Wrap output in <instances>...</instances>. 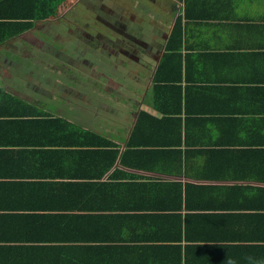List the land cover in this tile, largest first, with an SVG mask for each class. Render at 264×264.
<instances>
[{
	"label": "trees",
	"instance_id": "1",
	"mask_svg": "<svg viewBox=\"0 0 264 264\" xmlns=\"http://www.w3.org/2000/svg\"><path fill=\"white\" fill-rule=\"evenodd\" d=\"M15 1L30 8L15 18L28 20L53 18L61 4L68 7L75 0ZM184 1L187 15L189 0ZM29 24L0 34V41ZM183 40L178 18L153 73L156 113L138 111L122 153L112 139L0 88V134L11 129L14 137L9 142L0 140V152L8 153L0 156V254L13 259L22 251L52 256L66 243L87 249L98 248L92 245L97 242L128 243L126 231L151 242L181 246L191 211L199 214L215 207L246 227L251 215H264V185L182 183L130 173L115 165L119 158L122 166L176 176L264 182V86L189 81L183 71ZM205 145L220 154L204 166L198 153ZM215 193L221 197L216 205L200 201ZM183 209L188 212L183 214ZM144 215L155 219L152 233L142 234L126 224L137 216L148 227L140 218ZM173 227L175 234H169ZM5 230L21 234L7 236ZM236 238L241 243L232 246L243 253L247 247L264 252V240Z\"/></svg>",
	"mask_w": 264,
	"mask_h": 264
},
{
	"label": "crops",
	"instance_id": "2",
	"mask_svg": "<svg viewBox=\"0 0 264 264\" xmlns=\"http://www.w3.org/2000/svg\"><path fill=\"white\" fill-rule=\"evenodd\" d=\"M118 1L123 9L121 19L127 25L130 23L124 30L127 37H135L138 42H143L148 41V35H155L156 29L160 30V34H164V44L155 56L153 72L164 51L169 32L179 18L184 38L181 48L184 59L183 71L190 77L189 81L195 80L205 85L236 83L243 86L258 84L264 86V0H189L187 15L184 0ZM136 3L140 4L141 12L133 8L136 7ZM90 4L92 0H75L68 7L61 4L59 14L53 18L25 20V18H15V14L29 12V5L15 0H0V34L17 29L26 22L30 23L12 35H5L0 41V88L48 114L61 116L85 129L92 130L94 125H90L87 119L65 115L63 105L56 100V97L54 99L50 96L51 102L48 103L45 102V95L42 94L51 90V84L62 85L68 93L71 90L72 74L74 68L79 66L80 52L87 55L91 50L87 31L89 25L85 28L84 40H82L83 29L80 32L77 18L79 11ZM148 56L146 52L141 54L142 58ZM63 74L65 79L62 77ZM184 83L185 80L181 85L183 86ZM147 91L152 94L151 107L145 104V97L142 98L132 118L125 122L121 119L117 131L110 132L115 134L114 137L105 135L119 144L121 153L126 147V140L136 121L138 111L142 109L156 113L152 83L146 93ZM145 105L146 108H143ZM208 106L212 108L210 104ZM204 126L205 124L202 127ZM116 135L122 137L120 142L114 139ZM214 135H217V132ZM13 138L11 129L0 134L1 141L9 142ZM201 147L203 150L198 153L199 161L204 166L213 158L211 156L220 154V151L213 153V146ZM3 155L7 156L8 153L0 152V156ZM219 158L223 159L221 155ZM115 165L124 171L160 180H171L166 177L176 176L130 168L117 162ZM0 171H2L1 166ZM179 176L186 178L178 180L182 183L264 185V182L253 180L195 179L185 174ZM200 201L216 205L221 201V197L219 193H215L213 197L207 195ZM214 209L215 207H209L207 210L199 211V214L194 210L188 213V218V214L185 216L184 220L187 218V221L182 231L188 230V234L186 237L183 236L181 246H175L172 242H151L149 239L139 238L134 232L126 231L131 238L126 241L128 243L97 242L92 245L98 248L90 249L83 244L66 243L64 248L54 249L52 256L28 254L27 251H22L13 259L12 256L0 254V264H264V252L261 249L247 247L243 253L232 246L241 243L236 241L238 240L236 237L240 236H250V239L255 241L264 240V215H251L250 227H246L238 226L231 217L222 214L225 211ZM187 212L185 209L182 210L183 214ZM140 218L149 223L148 227H145L144 222L137 216H134V219L128 218L126 224L138 231L141 230L142 234L152 233V224L155 223L152 215H144ZM175 230L173 227L168 233L175 234ZM5 232L7 236L21 234L19 231L14 233L5 230ZM186 246L189 247L185 251ZM184 251L187 255L186 259L183 257ZM178 252L181 256H177ZM7 253H9L8 249Z\"/></svg>",
	"mask_w": 264,
	"mask_h": 264
},
{
	"label": "flooded vegetation",
	"instance_id": "3",
	"mask_svg": "<svg viewBox=\"0 0 264 264\" xmlns=\"http://www.w3.org/2000/svg\"><path fill=\"white\" fill-rule=\"evenodd\" d=\"M133 8L141 12L139 3ZM122 10L118 0H92V4L79 11L78 26L80 32L83 29L82 40L89 25L91 50L87 55L80 53L69 93L58 84H51V90L46 91L50 93H42L48 103L51 102L50 96L56 97L63 105L65 115H70L85 98L93 109L91 114L79 110L78 116L94 126L102 119L114 120V124H106L108 132L117 131L121 119L125 122L134 115L138 102L152 83L155 56L164 44V34H160L159 29L155 35L147 36L148 41L138 42L135 37H127L124 30L130 23L127 25L121 19ZM144 52L149 56L142 58ZM62 77L65 79L64 74ZM85 91L93 92L94 98L87 97L83 93ZM69 105L71 107L67 108Z\"/></svg>",
	"mask_w": 264,
	"mask_h": 264
},
{
	"label": "rangeland",
	"instance_id": "4",
	"mask_svg": "<svg viewBox=\"0 0 264 264\" xmlns=\"http://www.w3.org/2000/svg\"><path fill=\"white\" fill-rule=\"evenodd\" d=\"M78 17H79V15H77V18ZM112 65L114 66V64H112ZM83 93L86 94L87 97H91V99H93L94 96H95L93 92L85 91ZM144 97H145V104H147L149 107H151V103H152V94H151V92H148V91H147V93L145 92V94H144V96L142 98H144ZM83 99H84V101L81 103V105L79 107H75V109H73L72 113L77 114V116H78V111L79 110L84 111V112H86L88 114H91L90 111H92V109H93L92 105L90 103H86L85 102V98H83ZM86 100H88V99H86ZM70 107H71L70 105L67 106V108H70ZM143 108H146V105L143 106ZM72 113L70 114V116H75ZM110 122H113V124H114V120L107 121V120L102 119L101 122L97 126H94L92 130H95L96 132H100V134H102L104 136L105 135H109L111 138H113L115 134H110V132L107 131L108 129H107V126H106V124H109ZM105 137H107V136H105ZM107 138H109V137H107ZM114 139L116 141L120 142V140H122V137L116 135V138H114Z\"/></svg>",
	"mask_w": 264,
	"mask_h": 264
},
{
	"label": "water",
	"instance_id": "5",
	"mask_svg": "<svg viewBox=\"0 0 264 264\" xmlns=\"http://www.w3.org/2000/svg\"><path fill=\"white\" fill-rule=\"evenodd\" d=\"M116 162H117V164L119 163V158L117 159ZM166 179H171V180H185L186 178L183 177V176H167Z\"/></svg>",
	"mask_w": 264,
	"mask_h": 264
},
{
	"label": "built area",
	"instance_id": "6",
	"mask_svg": "<svg viewBox=\"0 0 264 264\" xmlns=\"http://www.w3.org/2000/svg\"><path fill=\"white\" fill-rule=\"evenodd\" d=\"M0 82H1V77H0Z\"/></svg>",
	"mask_w": 264,
	"mask_h": 264
}]
</instances>
